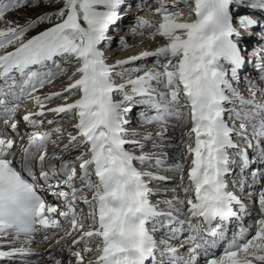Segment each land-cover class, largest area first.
<instances>
[{
  "label": "snow or ice",
  "instance_id": "6c2138e0",
  "mask_svg": "<svg viewBox=\"0 0 264 264\" xmlns=\"http://www.w3.org/2000/svg\"><path fill=\"white\" fill-rule=\"evenodd\" d=\"M134 8L157 19L135 16L132 34L162 42L112 60L113 44L130 47L119 33ZM148 58L154 68L128 67ZM257 81L264 0H0V258L62 232L46 264H264ZM160 171L175 174L170 190L151 186L169 181Z\"/></svg>",
  "mask_w": 264,
  "mask_h": 264
},
{
  "label": "bare ground",
  "instance_id": "6f19581e",
  "mask_svg": "<svg viewBox=\"0 0 264 264\" xmlns=\"http://www.w3.org/2000/svg\"><path fill=\"white\" fill-rule=\"evenodd\" d=\"M145 1L146 2H143V1L142 2H138L137 0H133L134 4L138 2V3H141V4L142 3H147L149 5H154L155 2H156V0H145ZM134 11H135V8L133 10V13L130 14V17H132L131 15L134 14ZM144 11H149V10L145 9ZM184 11L187 12V9H184ZM148 31H149V29H147V28L143 29V32L144 33H147ZM247 34L248 33H243V35H247ZM251 39L252 38H249V39H248V37L246 38L247 45H249L250 48H254V47L257 46V42H255L253 39H252L253 40L252 41ZM147 40H150V43L149 44H146V41ZM161 42L162 41H160L158 37L155 38V39H148L146 36L141 37V36H134L133 35V38L130 39V40H128V44L130 45V47L127 48V49H123L122 52L125 51L123 54H124V56L126 58L127 56H131V55L137 54L141 50H144V49H152V48L156 47L158 45V43H161ZM119 51H120V53H122L119 45L116 44L115 46H113V48H111L110 53H109L108 56H110L112 58V60L120 59L118 57L114 58V55L117 52H119ZM128 51L129 52H134V54L128 55L129 54ZM153 60H154V58H148L146 60L147 61L146 62L147 66H144V68L145 69L154 68L156 65L154 64ZM143 63H144V61L143 62L137 61V62H135V64L129 65L128 67L140 66V64H143ZM254 77H255V75L253 76V78ZM259 83L260 82L257 81L258 86H259ZM263 84L264 83H260V86L259 87H264ZM61 87H62V84L59 81H57L56 82V85H55V88H53L51 90L56 91V90L60 89ZM55 103L58 104V103H61V101L57 100V101H55ZM52 106H54V105H51V107ZM133 124H135V123H133ZM69 126L70 125L66 124V122L63 124V127H69ZM146 127H147V130L146 131H149V132H153L154 133L155 130H156L155 129V126H150V127L149 126H146ZM23 129H24V127H23ZM168 135H170V136L173 135L171 128H169V130H168ZM174 135L177 137V139L172 142L173 145L175 146V145H178L179 142H180L179 138L181 136V132H176ZM155 141H158V142H155V143H157V150L162 147V148H164L167 151L168 150L173 151V149H169L168 148V141L167 140H165L163 142H161L160 140H155ZM63 142H66V141H62V143ZM152 143H153L152 141H150L149 144L147 143L148 145H146V147L144 148V150L145 151L153 150V147L151 146ZM52 148H53V146H50L48 148V151L51 152L52 151ZM182 156H183V153H181V156L180 157H176V156H173L172 158L169 157V160L171 159V161H169V163L175 162L176 159L182 158ZM161 175H163V174H161ZM171 179H172V183L169 184V185L166 184L165 182H159V183H157V182H151V186L153 188L159 190L160 192L165 191L166 188L170 190L174 186V183L177 180V178H176V176H175L174 173L171 174ZM158 198L159 199H163L164 197H153L152 199L155 201ZM85 211H87V209H85ZM62 235H63V233L61 232V233H58L57 234V237L50 236V238H49L48 241H43V242H41L38 245L34 243L33 244V248L35 249V253L32 254V255H29V256H27V257H25L23 259H20V258H16V259L0 258V264H46L47 255H48V253H47L46 250L48 249V244L49 243H53L54 240L58 238V236H62ZM72 238H74V236ZM70 243H71V239L61 240L60 243L55 246V248H56V250H58L59 248L64 247L66 244H70ZM52 254H55V252L53 251Z\"/></svg>",
  "mask_w": 264,
  "mask_h": 264
},
{
  "label": "rangeland",
  "instance_id": "374dc122",
  "mask_svg": "<svg viewBox=\"0 0 264 264\" xmlns=\"http://www.w3.org/2000/svg\"><path fill=\"white\" fill-rule=\"evenodd\" d=\"M138 2H146L145 0H137ZM137 2V3H138ZM168 2L170 3L171 2V0H168ZM43 10H52L51 8H48V7H45ZM134 10V9H133ZM42 11V9H35V10H32V9H28V10H25V11H22L21 13H20V15H21V18L22 17H24V16H29V17H34L35 15H37V14H39L40 12ZM140 16V17H142L143 19H145V20H149V21H155L156 20V18H157V16L155 15V13L154 12H152V11H139V12H137L136 10L134 11V14L133 15H131L132 17H129V19H126L125 21H124V23L121 25V27L124 29V31H121L120 33H119V35H121V36H123L124 38H125V40L128 42V40H130V39H132L133 38V34H132V32L129 30V29H131L134 25H135V16ZM153 18V19H152ZM143 29H145V28H140V27H137L135 30H136V32H143ZM111 35V34H110ZM252 38V37H251ZM249 39V38H248ZM252 40V39H251ZM148 41V42H147ZM146 41V44H149L150 43V40H147ZM253 41V40H252ZM116 44H113L112 45V48H113V46H115ZM121 52H122V50H121ZM125 51H123L122 53H120V51L119 52H117L115 55H114V58H116V57H118V58H125V56H124V53ZM129 52V51H128ZM127 52V53H128ZM109 53H110V51L109 52H107L106 53V55H109ZM131 54H134V52H129V54L128 55H131ZM113 58V59H114ZM146 62L147 61H144V63L143 64H140V67H144V66H146ZM49 107H51V105H49ZM28 111H35V108H34V106L32 105V104H28L27 105V107H24V108H21L20 109V112H19V115H23L25 112H28ZM48 119H52V117L51 116H49V117H47ZM70 123L71 122H66V124H68V125H70ZM149 142L150 141H144L143 143L145 144V147H146V145H148L149 144ZM148 143V144H147ZM50 146H52L51 144L49 145V147ZM151 146H153V143L151 144ZM175 158V157H174ZM169 161H171V159L169 160L168 159V162ZM163 173H165V172H163ZM162 173V174H163ZM169 179H171V175H170V178ZM172 183V179H171V181L168 183H166V184H171ZM55 252V251H54Z\"/></svg>",
  "mask_w": 264,
  "mask_h": 264
}]
</instances>
